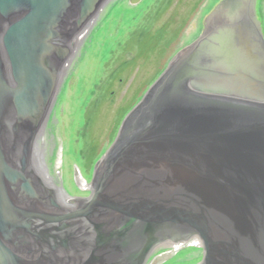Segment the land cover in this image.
Masks as SVG:
<instances>
[{"label":"water","instance_id":"95a60500","mask_svg":"<svg viewBox=\"0 0 264 264\" xmlns=\"http://www.w3.org/2000/svg\"><path fill=\"white\" fill-rule=\"evenodd\" d=\"M116 2L0 0V264H161L188 242L202 243L201 264H264L256 0L216 7L125 117L92 181L78 165L90 191L79 195L71 84L79 44Z\"/></svg>","mask_w":264,"mask_h":264},{"label":"rangeland","instance_id":"374dc122","mask_svg":"<svg viewBox=\"0 0 264 264\" xmlns=\"http://www.w3.org/2000/svg\"><path fill=\"white\" fill-rule=\"evenodd\" d=\"M222 1L142 0L133 5L121 0L100 27L93 30L89 43L80 47L78 64L83 79L71 84L68 118L70 178L79 195L89 196L90 191L80 184L78 165L92 181L97 162L113 144L125 117L174 57L201 37L206 20ZM161 31L158 46L151 39L141 43L146 34ZM88 73L94 76L85 83L90 86L88 93H76V86L85 81ZM202 259L201 247L187 246L161 264H201Z\"/></svg>","mask_w":264,"mask_h":264},{"label":"bare ground","instance_id":"6f19581e","mask_svg":"<svg viewBox=\"0 0 264 264\" xmlns=\"http://www.w3.org/2000/svg\"><path fill=\"white\" fill-rule=\"evenodd\" d=\"M121 0H117V2H116V4L118 3V2H120ZM129 1V0H128ZM116 6V5H115ZM116 13V12H115ZM134 15V14H133ZM133 15H132V19H133ZM111 19V18H110ZM110 19H109V21H110ZM127 18H125L124 19V21L126 20ZM104 21V20H103ZM103 21H97L96 22V24H95V27H94V31L97 29V27H100V25L103 23ZM108 21V22H109ZM108 22H106L107 24H108ZM126 22V21H125ZM129 22V21H128ZM107 24H105V28L108 26ZM107 25V26H106ZM93 31V32H94ZM92 32V33H93ZM108 44V43H107ZM107 44L104 46V48L106 49L107 48ZM83 44H79V54L81 53L80 51H81V49L82 48H80L81 46H82ZM104 49V50H105ZM79 57V56H78ZM88 77H89V80H93L94 79V76L93 75H90L89 73L86 75V76H84V79H85V81L83 82L82 80L80 81V84L79 85H77L76 86V93H79V94H87L88 93V88H90V86H88L87 87V85H85V83L87 82V79H88ZM83 79V78H82ZM85 188H86V186H84ZM87 188H89L88 186H87ZM186 244H188V246H191V247H194V246H196V247H199V246H201V244L202 243H192V242H188V243H186ZM187 247V246H186ZM177 252V251H176Z\"/></svg>","mask_w":264,"mask_h":264},{"label":"flooded vegetation","instance_id":"af4514ba","mask_svg":"<svg viewBox=\"0 0 264 264\" xmlns=\"http://www.w3.org/2000/svg\"><path fill=\"white\" fill-rule=\"evenodd\" d=\"M263 3V4H262ZM256 16L257 20L262 28V33L264 36V0L261 2V0H256ZM159 254V253H158ZM157 257V253L154 254V257Z\"/></svg>","mask_w":264,"mask_h":264},{"label":"trees","instance_id":"16d2710c","mask_svg":"<svg viewBox=\"0 0 264 264\" xmlns=\"http://www.w3.org/2000/svg\"><path fill=\"white\" fill-rule=\"evenodd\" d=\"M162 31L158 32L157 34H153V33H148L145 35V37L142 39L141 43H144L145 41H149V39H151V43L155 44L156 46H158L162 40ZM174 35H171L170 37H173ZM170 42V41H169ZM168 43V41H167ZM166 46V45H165ZM141 52V51H140Z\"/></svg>","mask_w":264,"mask_h":264}]
</instances>
